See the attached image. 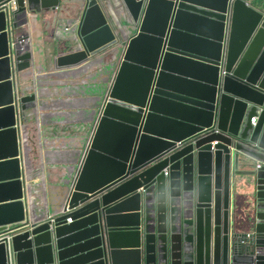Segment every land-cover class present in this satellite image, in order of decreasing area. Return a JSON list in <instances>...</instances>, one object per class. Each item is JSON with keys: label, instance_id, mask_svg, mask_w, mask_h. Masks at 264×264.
<instances>
[{"label": "water", "instance_id": "water-1", "mask_svg": "<svg viewBox=\"0 0 264 264\" xmlns=\"http://www.w3.org/2000/svg\"><path fill=\"white\" fill-rule=\"evenodd\" d=\"M8 1L0 264H264V0H80L61 54L36 30L68 0ZM68 80L94 109L54 202L38 166L70 158Z\"/></svg>", "mask_w": 264, "mask_h": 264}, {"label": "rangeland", "instance_id": "rangeland-1", "mask_svg": "<svg viewBox=\"0 0 264 264\" xmlns=\"http://www.w3.org/2000/svg\"><path fill=\"white\" fill-rule=\"evenodd\" d=\"M76 3L74 0H68L67 3V9L69 10V8H72L73 4ZM136 29V27L134 25H131L130 27H128V32H134ZM120 35V34H119ZM119 41L121 42V36L119 37ZM56 49L57 51H59V54L62 52L63 49H65L67 51V44L66 42L64 43H57L56 45ZM55 49V51H56ZM54 51V50H53ZM65 53V52H64ZM109 57V55H108ZM103 76V75H102ZM102 76L98 77L101 78ZM49 79H52V81L54 82L56 80L55 75L52 76H48ZM84 80V78H82ZM104 79V81L106 82L107 77H103L101 78V80ZM97 86L101 87L103 86L102 81H97ZM67 85H70L71 87H74L73 90H69L70 96L69 98L72 100V107H68L66 108L68 111V115L66 114L65 118L68 116V129L66 130L63 138H67V147L70 148V158L67 156V154L63 151H60L59 153L50 156V158L47 161V164L45 162V164L43 165V160L40 159L39 160V166H38V172L43 175V177L47 174H51L49 178L50 181V187L51 190H55L57 192L56 195H54V202L56 199H58V197L62 194L63 192V188H64V182L68 179V173L70 171L71 168H73L75 162L73 161V147H74V143H73V136L76 135L77 132H79L76 136H77V145L79 142V138L81 137L82 141L86 135V128H88L90 126L91 123V119L93 117L92 115V110L93 108V104L92 101H89L88 99L90 98H86L84 97L83 90L81 89L82 84L80 85H73L72 83L70 84V81H66ZM77 86V87H76ZM82 103H84V107H81ZM87 104V107H86ZM76 112V113H75ZM73 113V114H72ZM54 120H58L57 118H54ZM59 137L54 136V139H58ZM74 153H77V151H74ZM38 157V156H36ZM50 197L52 198L53 195L50 194ZM49 204H52V202L47 199V202L44 203L43 205L48 206ZM10 227L6 230L9 231ZM92 233H94L93 230H91L90 228H86L82 231L81 236L84 239V241H86V239L88 238V234L92 235ZM22 256L27 257L28 251L21 249L20 251H18ZM23 259V260H24ZM22 260V261H23ZM21 261L20 264H23V262Z\"/></svg>", "mask_w": 264, "mask_h": 264}, {"label": "crops", "instance_id": "crops-1", "mask_svg": "<svg viewBox=\"0 0 264 264\" xmlns=\"http://www.w3.org/2000/svg\"><path fill=\"white\" fill-rule=\"evenodd\" d=\"M75 1L76 3L73 4L72 8H69L67 11L65 10L63 15L59 17L55 15L53 17V15L50 14L49 18L43 19L41 29L36 30L37 32H41L44 40V47L48 54H51V52L57 48V40L64 35V28L67 27V32H72L70 24L78 22L82 11V3L80 0Z\"/></svg>", "mask_w": 264, "mask_h": 264}, {"label": "bare ground", "instance_id": "bare-ground-1", "mask_svg": "<svg viewBox=\"0 0 264 264\" xmlns=\"http://www.w3.org/2000/svg\"><path fill=\"white\" fill-rule=\"evenodd\" d=\"M124 47H125V45L122 43V44H119L118 46H115L113 49H111L110 50V53L109 54H107V56L106 57H103V56H96L95 57V64H100V63H102L103 62V60H109V58L111 57V56H115V58L117 59V61L121 58V55H122V51H123V49H124ZM108 55H109V57H108ZM116 67H117V65L112 69V70H110L111 71V75L108 77V82H107V87L106 88H108V86L110 85V82H111V79H112V75H113V73H114V71H115V69H116ZM81 69H83L85 72H89V68H88V64L87 65H85L84 67H82ZM61 72L62 71H60V74H61ZM64 74V73H63ZM82 155V154H81ZM165 177H167V175H168V173L164 170V174H163ZM33 197H31V200L33 201ZM56 211L58 212V213H61V208H59V209H56ZM48 213L50 214L51 212H49L48 211ZM69 219H72L71 217L69 218ZM68 220V219H67ZM67 220H66V222H67ZM71 221V220H70ZM67 223H71V222H67ZM64 226V224L63 225H61V227H63ZM25 239V234H24V232L16 239V241H18V242H20V241H23ZM63 239H64V236H63Z\"/></svg>", "mask_w": 264, "mask_h": 264}, {"label": "built area", "instance_id": "built-area-1", "mask_svg": "<svg viewBox=\"0 0 264 264\" xmlns=\"http://www.w3.org/2000/svg\"><path fill=\"white\" fill-rule=\"evenodd\" d=\"M16 1H17V0H9L8 2H6V3H4V4L2 5V9H3V10H5V9H9V8H10V9H11V8L16 9V8H17V3H16ZM214 132H218V130H217V129H214ZM215 143H217V141H213V142H212V146H213ZM211 149H212V148H211ZM257 166H259V165H257ZM67 222H71L70 219H68Z\"/></svg>", "mask_w": 264, "mask_h": 264}]
</instances>
